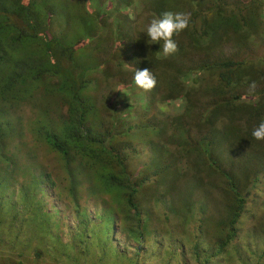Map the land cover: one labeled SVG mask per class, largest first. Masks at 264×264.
<instances>
[{"label":"trees","instance_id":"16d2710c","mask_svg":"<svg viewBox=\"0 0 264 264\" xmlns=\"http://www.w3.org/2000/svg\"><path fill=\"white\" fill-rule=\"evenodd\" d=\"M70 1L13 0L12 5H7L4 0L0 2V264H52L48 260H58L56 254L61 246L72 254V261H84L98 245H102L106 260L102 262L89 257L87 264H107L111 257L127 259L126 264H148L146 256L156 253L160 258L161 255L160 242L154 243L150 239L158 220L140 210L143 193H159L161 206L167 210L166 218L179 228L173 235L180 236L184 243L174 249L172 256L181 264H189V258L196 263L202 261L198 249L209 230H205L207 221L203 219L206 205L215 200H221L225 206L226 202L231 203L216 223L220 236L214 244L217 247L214 255H221L235 238L234 229L248 193L246 183L264 168V141H257L252 136L253 130L264 122V69L253 63L256 59L248 61L247 50L226 58L216 53L203 58V54L212 49L211 45L221 42L216 33L217 25L213 24L214 19H207V13L216 16L220 24L233 26L236 33L246 29L239 37L242 41L239 44L245 47L260 31L257 29L258 24L261 25L260 3L255 7L256 2L249 3V10L253 9L251 18L246 19L242 7L229 5L226 0L203 2L206 9L194 7L188 27L173 36L178 49L175 54L165 58L162 42L151 44L152 49L145 47V55L137 63L133 56L141 49L136 47L137 43L140 46L137 39L135 42L128 36L131 27L127 21L116 23V27L110 26L106 30L107 37L92 48L88 44L82 45L81 40H76L73 47L62 46L57 36L48 39L44 35L39 41L37 25L64 19L73 11H82L80 4L76 6ZM163 4L160 2L150 13L160 18L168 12ZM254 15L258 16L256 21L252 19ZM83 19V28L80 26L79 29L83 31V40L96 39L97 34L92 36L94 20L90 16ZM84 31L91 33L85 36ZM115 36L122 50L121 61L117 63L124 70L123 77L115 84L131 90L124 89L129 92L128 97L126 93L118 92L111 105L106 97L98 99L101 92L94 96V91H100L105 84L100 77L111 76L110 61L100 64V52L96 50L113 41ZM29 40L45 52L39 51L33 62L26 57L25 42ZM204 44L211 47L206 48ZM177 60H180L177 66L170 65ZM259 62L264 65V58ZM145 67L156 79V86L150 92L138 89L133 79L135 70ZM164 74L166 77L162 78ZM203 80L206 88H201V94L194 91L195 86L191 88L186 83L200 85ZM39 84L48 88L53 98L61 99L65 113L56 119L52 130L37 131L40 141L37 147L45 153L30 159L22 171L18 168L20 163L13 154V146L21 138V132H25L22 130L26 125L13 113L28 105L27 102L35 104L34 108L43 116L49 111L57 113L60 110V107L45 104L43 97H31L37 93L35 87ZM253 84L254 88L251 87ZM227 91H231L230 97H227ZM243 95L255 98V101L243 102ZM176 101L178 105L181 103V110L170 113L165 107ZM49 121L53 119L49 118ZM155 137L163 144L152 142ZM148 143V163L137 167L132 159L143 153ZM213 149H218V153ZM47 156L51 165L63 170L64 178L45 168L43 162ZM250 159L251 162L255 159V168L250 167ZM81 174L86 178L83 184L78 182ZM79 183L86 188L81 202L95 195L101 204L100 213H95L89 221L75 195ZM63 188L68 190L69 196L68 204L62 207L70 208L77 224L71 234L66 230L63 232L62 226L59 229V224H53L50 219L58 213L53 205V213L41 214L43 221L39 222L38 228L54 239V250L46 244L45 256L41 253L32 256L28 248L23 249L19 243L25 222L24 211L34 199L30 193L35 191L45 195L48 191L58 205ZM106 197H110L111 202ZM35 202V209L43 210L39 200ZM223 224L228 230L221 227ZM56 229L58 232L54 236ZM113 231L122 235L133 248V257L128 258L111 245L113 239L109 238ZM68 235L70 242L65 243ZM260 238L264 240V237Z\"/></svg>","mask_w":264,"mask_h":264},{"label":"rangeland","instance_id":"374dc122","mask_svg":"<svg viewBox=\"0 0 264 264\" xmlns=\"http://www.w3.org/2000/svg\"><path fill=\"white\" fill-rule=\"evenodd\" d=\"M12 1L13 0H4V3L7 2V5L9 3L12 5ZM226 1L229 5L236 4L237 8L242 7L244 9L243 15L246 19L251 18L250 12L253 8L249 10L250 2H256L254 7L257 6V3H260L262 9L264 10V0ZM160 2L164 3L162 6H164L163 8L166 9L168 12L170 11L173 13L180 12L184 14H190L194 7L206 9L203 4L205 2L208 3L209 0H71L70 3L76 6L80 4L82 11H73L70 14H67L64 19L59 18L56 20L46 21L37 25V36L39 38V41L41 39L43 40L44 35L47 36L46 38L48 39H50L52 36H57L58 40L60 41V45L65 47H73L76 40H81L79 42L83 41L82 45L88 44V46L92 48L97 43L99 44L101 39L107 37L106 30H109L110 26L116 27L114 26L116 23L120 21H127L129 23L128 26L131 27L130 35L128 36L135 42L137 39L140 45L138 46L137 43L136 47H138V50L141 49V51L135 50L137 53L133 56L134 60L138 63L141 60V57L145 55L143 49L145 47H149L148 49H152L151 44L147 42L148 38L146 36V31L150 22L153 19H157V17H155V14L153 12L150 13V11H153V9L158 4H160ZM3 9H5V5ZM77 9L79 10V7H77ZM262 9L258 10L260 14L259 16H261V25L258 24L259 26L257 29H259L260 31L258 34H255L250 38L249 42H247L245 47L239 44L240 42H242L239 37L241 35H244L242 31L245 32L246 29L236 33L234 31L235 28L233 26L220 24L217 21L218 18L212 13L208 12L207 19H214L212 21L213 24L215 23V25H217L216 33L221 37V42L219 44L216 43V46L211 45L212 49L207 51L206 54L204 53L203 58L204 56H212L214 53L218 55L222 54L223 57L226 58L232 54L234 55V53L237 51L247 50L248 61L252 60V58L256 59L253 63L257 67L264 69V65L259 62V59L264 58V12H262ZM84 16H90L94 20L95 27L92 36L94 34H97L96 39L83 40L85 39L83 31H79V29L80 26H82L83 24L82 21L84 20ZM257 17V15H254L252 19L254 18V21H256ZM199 22L200 20H198V23ZM121 27L125 28L126 26ZM90 33V31H84L85 36ZM98 36H100V38H97ZM111 41L101 45L99 50H96L97 52H100V64L103 65L107 60L110 61L109 67L111 71V76L109 78H105L104 76L100 77L101 81H103L105 84L103 86V89L101 87L100 91H94V96L99 95V93L101 92L102 94L98 96V99L101 100L103 97H106V100L111 105H113V102L116 98V94L118 92L126 93L127 97L130 96V94L127 90H124L129 88H122L119 85L115 84L117 80L121 78L124 70L123 68L119 67L117 63V61H121L120 54L122 52V50H120L119 46L117 45L118 37L115 36L113 41ZM27 42L28 43L25 42L26 57H28L29 62H33L37 57L39 51H41L42 53L44 52V48L37 47L35 43L32 42V40H29ZM129 46L133 47L134 44H130ZM203 46H205V44ZM211 46L209 45L205 47L207 48ZM94 51L95 49L92 51V54ZM93 56L94 58H97L96 53H94ZM191 56L192 55H190V58ZM50 59L51 58H49V60ZM179 61L180 60L172 62L170 65L173 64L174 66H177V63ZM98 72L99 70L94 74H97ZM161 77L165 78L166 76L164 74V76ZM186 83L191 88L195 86L193 89L194 91L198 90V94L203 93L201 91L202 87L206 88V81L204 80L201 82L200 85H192L189 81H186ZM209 84L211 85L212 83L210 82ZM159 87H162V85L160 84ZM224 89L229 90L230 88L224 87ZM35 90L37 93L31 95V97H35L36 99H40L43 97L45 99V104L50 103L51 105L60 107V110L57 108V113L49 111L47 116H43L34 108L35 104L27 102L28 105L21 106L15 113H13V115H16L22 119L23 125H26L25 129L22 130L25 132H21V134L19 135L21 138L19 140H16L15 146H13V154L16 160L20 163L18 165V168H20L22 171L24 170V165H26L30 159H34L39 154H41L42 156L43 153H45L44 149H40L41 147H37L40 142L37 138V131L39 129H44L48 131L52 130V127L55 126L56 119L61 115V113H65V109L62 110L63 106L60 103L61 99L53 98V96L48 92V88L46 89L44 85L39 84V86L35 87ZM227 93V97H230L231 91H227ZM232 94L236 95L237 92L232 91ZM157 96L159 97L158 94ZM96 101L99 100L96 99ZM241 101L253 103L255 101V98L243 95ZM165 108L170 113H176L181 110V103H179L178 105V101H176L175 103L171 102V104L167 105ZM49 118L53 119V121H49ZM169 135L170 133L168 135H165L163 140L167 139ZM152 142L163 144V141L161 140L160 142V139L157 137L153 138ZM147 145H145L146 148H144L143 153L139 154L137 157L132 159V163L137 165V167H140L144 162L148 163L147 161L150 157V150L148 148L150 144L148 143ZM213 150L214 153H218L216 149ZM45 158L46 159L43 162L45 168L48 167L47 169L50 170L53 175H57L59 178H64L65 174L63 170H61L58 166H53V164L51 165L48 156ZM242 160L243 158L241 157L240 161ZM254 162L255 159L252 160V162L251 159L248 161V163H250V167H256L253 164ZM149 172H152V170H149ZM18 179L21 182L23 181V179L20 177H18ZM78 179V182L81 181V184H83V180H86L84 174L79 175ZM81 184H78L79 186L76 189L77 192L75 195L78 199H80L79 204L81 209L86 210L89 221L93 218L95 213H100L101 204L99 200H97V196L95 195H92L93 198H89L86 201L83 200L81 202V198L85 195L84 192L86 190L84 185L81 186ZM246 184L248 193L246 195V198L244 197V210L241 213L238 223H236V227L234 229L236 234L235 238L230 244V247H226L225 249H223L224 251L221 255H214L217 250V247H214V244L217 243V238L220 236V232H218L219 227L216 226V223L217 221H219V219L223 217L224 209L228 208L231 205V203L226 202L225 206V203L221 200H215L211 204L206 205L208 209L206 208V211L203 215V219L207 221V224L205 225V230H209L204 234L205 241L203 242V244H201L202 247L198 249L199 258L202 261L196 263L189 258L187 260L189 264H264V240H261L260 238L264 237V168H261L256 172L254 176H251ZM18 186L15 188V190L18 188ZM67 192L68 190H66V188H63L61 195L62 200L58 205L54 203V200L53 198H51V194L48 191L45 195H41L40 193H37L35 191L30 193L32 196H34V199H32V201L30 202L31 205H29L26 208V211H24L25 215H23V217L25 218V222L22 223L24 224V226L22 228L21 235H19L21 236L19 243L20 246L23 247V249L25 247L28 248L32 256L37 253H41L42 256H45L43 251L49 247L51 250H54V248L52 247V242L54 241V239L51 238L46 231L38 228L40 224L39 222L43 221L41 214L45 212L53 213V205L56 206V209L58 211L55 216H52L50 218L53 224L58 223L59 229L62 226L63 232L64 230H66L67 234L68 232L71 234L73 227L76 226L77 219L74 218L72 214H70V208L67 209V207L65 209L64 207H62L64 206L63 204H68L67 199L69 195L67 194ZM101 195L102 194L100 193L98 194V196L102 199ZM37 199L39 200L41 207H43V210L41 211L35 209V207H37L35 206V201ZM105 199L108 202H111L110 197H106ZM12 201H14V196L12 198ZM161 204L162 203L160 202L159 193H143L140 197V210L142 214L149 213L150 216L152 215L155 219L158 220V222L154 225L151 230L150 239L154 243H157V241L160 242L159 253L161 255L160 258H157L155 253V255H151L149 257L146 256V259L144 256L143 258L145 259V262H149L148 264H181L180 261L176 263L177 261L173 259L172 255L174 249L176 247L182 246L184 242L181 240L180 236L178 237L173 235V232L175 230L178 231L179 228L174 226L170 221H168V219L166 218L167 210L163 206H161ZM132 212L134 213V211ZM124 220H126L127 224V218L124 217ZM53 224L51 226H53L54 228ZM223 225L224 226L221 225V227L228 230V226L225 224ZM57 232L58 230L56 229V232H54V236H56ZM45 238L49 240H44ZM109 239H113L114 241L112 240L111 245L114 248H118L120 251H123L128 258L134 256L133 248L128 246V242H125L122 235L113 231L110 234ZM65 241V243L70 242L69 235L68 240ZM194 243L195 242H193L192 244ZM46 244L48 245L47 248L44 247ZM132 245L135 244L132 243ZM101 247L102 245L94 247L85 256L84 261L82 259H80L79 261H75L74 259V261H72L70 259L72 254H68L66 249L61 246L60 250L57 251L56 254L58 260L50 259L48 261L52 264H87V259L90 257L92 258V260L94 259L103 262V260H106V258L104 256V250ZM205 259L209 260H206L205 262ZM126 260H118V258L116 257H111L107 261V264H126Z\"/></svg>","mask_w":264,"mask_h":264},{"label":"clouds","instance_id":"9594fccd","mask_svg":"<svg viewBox=\"0 0 264 264\" xmlns=\"http://www.w3.org/2000/svg\"><path fill=\"white\" fill-rule=\"evenodd\" d=\"M189 20L190 14L170 11L163 13L160 18L153 19L147 27V42L150 44L162 42V53L165 58L175 54L178 49L173 36L184 31L189 25ZM133 79L136 87L143 92H150L156 86V79L147 67L135 70ZM251 87L254 88L255 84ZM252 136L257 141H264V122L253 130Z\"/></svg>","mask_w":264,"mask_h":264}]
</instances>
